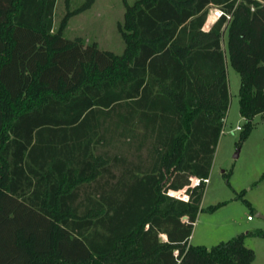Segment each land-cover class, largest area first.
I'll return each instance as SVG.
<instances>
[{
  "label": "trees",
  "instance_id": "trees-1",
  "mask_svg": "<svg viewBox=\"0 0 264 264\" xmlns=\"http://www.w3.org/2000/svg\"><path fill=\"white\" fill-rule=\"evenodd\" d=\"M121 1L116 53L62 33L93 0H62L55 28V0H0V264H250L241 233L188 238L228 103L223 34L240 139L264 112V0Z\"/></svg>",
  "mask_w": 264,
  "mask_h": 264
},
{
  "label": "rangeland",
  "instance_id": "rangeland-1",
  "mask_svg": "<svg viewBox=\"0 0 264 264\" xmlns=\"http://www.w3.org/2000/svg\"><path fill=\"white\" fill-rule=\"evenodd\" d=\"M80 1L70 0V6ZM88 10L84 13L93 16V29L75 23L78 16L74 15L69 18L63 35L82 33L84 37L94 36L100 48L119 53L123 42L116 29V21L123 10L122 1L94 0ZM63 11L62 0H55L53 28ZM96 25L99 27L96 28ZM225 68L228 105L200 200L201 210L196 214L189 241L191 244L210 247L241 233L243 245L253 251L250 264H264V112L253 115L247 135L240 139L244 118L238 111L239 75L228 61ZM236 124L240 127L235 128ZM124 147L127 148L126 145ZM127 150L131 157L134 154L133 147ZM178 194L183 197L186 195ZM214 204L216 207L212 210L206 209Z\"/></svg>",
  "mask_w": 264,
  "mask_h": 264
},
{
  "label": "crops",
  "instance_id": "crops-1",
  "mask_svg": "<svg viewBox=\"0 0 264 264\" xmlns=\"http://www.w3.org/2000/svg\"><path fill=\"white\" fill-rule=\"evenodd\" d=\"M90 7H91V4L87 8H85V9H83V10H81V11L75 13V14H72L71 16H74V15H77L78 16V19L76 20L75 23H78V25H80L81 27L93 29V27H94V24H93V20H94L93 19V16L91 17L90 15H88V12H90V10H88V9ZM217 8H219V7L217 5H214V4H210L208 6L207 13H206V17H205V20H204V23H203V26H202L203 29H207L210 26V24L216 19V17H217L216 16V12L214 13L213 11L217 10ZM87 10H88V12L87 13H84V11H87ZM122 13H123V10L121 12L120 18H118L117 20H121ZM71 16H69L67 18V22H66V24H65L62 32L64 31L65 27L67 26L68 20H69V18ZM52 24H53V21H52ZM98 27L99 26L96 25V28H98ZM76 29H79V27H77ZM75 36H81L85 41L94 40V41L97 42L96 37H94V36L93 37H88V36H85L84 37V35H82V33H79V34H77ZM66 37H73V36H66ZM220 48H221V50L223 52V67H224V74H225L226 87H227L226 68H225V64H226V61H227V53H226V46H225L224 34L221 36V39H220ZM227 99H228V87H227ZM227 105H228V103H227ZM226 109H227V107H226ZM225 112H226V110H225ZM225 112H224V115H225ZM224 115H223V117L221 119L222 123H223V120H224ZM221 127H222V124H221ZM220 130H221V128H220ZM159 238H160V240H165L164 234L161 233L159 235ZM188 242H190L189 241V238H188Z\"/></svg>",
  "mask_w": 264,
  "mask_h": 264
},
{
  "label": "built area",
  "instance_id": "built-area-1",
  "mask_svg": "<svg viewBox=\"0 0 264 264\" xmlns=\"http://www.w3.org/2000/svg\"><path fill=\"white\" fill-rule=\"evenodd\" d=\"M220 13H222V10L220 9V8H217V10H216V16H218ZM225 16L226 17H228V14L227 13H225ZM240 126L238 125V124H236L235 125V128H239ZM221 131V130H220ZM204 181H206L207 180V178H204L203 179ZM198 182V178L197 177H195V176H191L190 177V185H193V184H195V183H197ZM173 192H177V191H173ZM172 192V193H173ZM176 196H178L179 194H175ZM249 217V215H247V218ZM182 218H185V216H183Z\"/></svg>",
  "mask_w": 264,
  "mask_h": 264
},
{
  "label": "water",
  "instance_id": "water-1",
  "mask_svg": "<svg viewBox=\"0 0 264 264\" xmlns=\"http://www.w3.org/2000/svg\"><path fill=\"white\" fill-rule=\"evenodd\" d=\"M234 154L236 155V152ZM173 194H178V192H173Z\"/></svg>",
  "mask_w": 264,
  "mask_h": 264
}]
</instances>
